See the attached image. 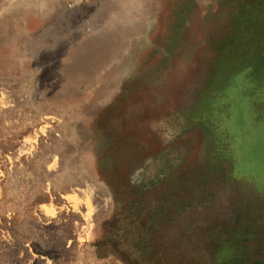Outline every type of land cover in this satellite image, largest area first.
<instances>
[{"label": "rangeland", "instance_id": "1", "mask_svg": "<svg viewBox=\"0 0 264 264\" xmlns=\"http://www.w3.org/2000/svg\"><path fill=\"white\" fill-rule=\"evenodd\" d=\"M0 264H264V0H0Z\"/></svg>", "mask_w": 264, "mask_h": 264}, {"label": "trees", "instance_id": "2", "mask_svg": "<svg viewBox=\"0 0 264 264\" xmlns=\"http://www.w3.org/2000/svg\"><path fill=\"white\" fill-rule=\"evenodd\" d=\"M236 70H237V66L232 63V65L226 69L225 79L227 78V80H230L233 76H235Z\"/></svg>", "mask_w": 264, "mask_h": 264}]
</instances>
